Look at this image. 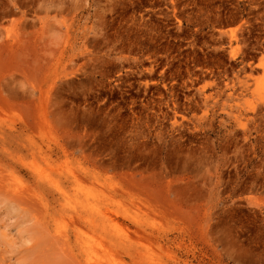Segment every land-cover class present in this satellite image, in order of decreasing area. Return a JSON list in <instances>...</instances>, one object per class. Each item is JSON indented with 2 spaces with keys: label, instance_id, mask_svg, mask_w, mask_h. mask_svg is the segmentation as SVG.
<instances>
[{
  "label": "rangeland",
  "instance_id": "rangeland-1",
  "mask_svg": "<svg viewBox=\"0 0 264 264\" xmlns=\"http://www.w3.org/2000/svg\"><path fill=\"white\" fill-rule=\"evenodd\" d=\"M0 264H264V0H0Z\"/></svg>",
  "mask_w": 264,
  "mask_h": 264
}]
</instances>
